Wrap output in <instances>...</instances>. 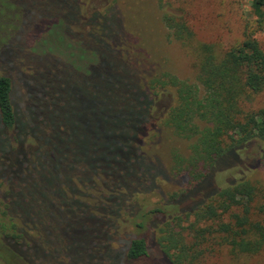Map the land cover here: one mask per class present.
I'll return each instance as SVG.
<instances>
[{"label": "rangeland", "instance_id": "rangeland-1", "mask_svg": "<svg viewBox=\"0 0 264 264\" xmlns=\"http://www.w3.org/2000/svg\"><path fill=\"white\" fill-rule=\"evenodd\" d=\"M82 2L0 0V75L12 78L15 104L26 118L12 145L0 125V264L170 262L159 244L169 215L193 208L242 176L264 187V160L248 163L252 153L235 152L203 185L180 202L167 203L188 181L174 167L176 156H187L190 145L168 127L143 141L144 163L152 173L143 172L142 157L134 161L145 113L131 71L141 73L139 85L164 72L196 79V56L171 36L164 14L185 16L197 42L229 46L252 19L249 3L85 0L88 13L96 12L86 21ZM259 38L264 46V36ZM45 57L53 62L44 67L38 60ZM32 73L38 85L31 82ZM252 105L264 106V92ZM137 192L140 206L125 207ZM7 234L16 241L4 239ZM137 237L146 238L149 253L130 260L127 247ZM198 264H264V253L236 260L222 248Z\"/></svg>", "mask_w": 264, "mask_h": 264}, {"label": "trees", "instance_id": "trees-1", "mask_svg": "<svg viewBox=\"0 0 264 264\" xmlns=\"http://www.w3.org/2000/svg\"><path fill=\"white\" fill-rule=\"evenodd\" d=\"M246 1L250 6L248 19H252L246 22L242 38L229 46L215 41L197 42L196 32L185 16L164 14L171 36L196 56L194 81L164 72L150 79L147 85H139L137 76L141 73L131 71L136 90L141 93L139 108L145 113L143 131L135 138L134 158L139 163L136 159L142 157L143 172L151 174L153 171L149 162L144 163L142 147L144 139L151 137L152 132L168 127L190 140L189 154L183 157L178 154L174 167L179 175H187L188 181L182 192L171 195L169 204L180 202L189 191L203 185L219 162L231 153L236 152L240 157L242 151L252 153L248 163L264 160V106L252 105L264 92V46L259 38L260 34L264 36V0ZM86 2H82V12L87 21L96 12L88 13ZM86 25L90 27L87 32L91 33L92 23ZM38 61L44 67L53 62L48 57ZM120 66L125 68L126 64L121 62ZM33 75L30 80L38 85ZM161 101L166 104L160 105L163 110L157 114ZM25 120V113L18 111L14 101L12 78L0 75V125L6 129L5 138L7 136L11 145L19 123ZM27 138L25 135L24 140ZM33 140L34 144L38 142ZM35 146L38 148L33 152L38 153L39 145ZM105 186L102 181L100 189ZM139 193L133 202H126L125 207L133 203L140 206ZM199 201L193 208L168 216L172 220L161 230L164 235L159 244L171 261L163 264H198L207 254L222 248L236 260L264 253V187L242 176L215 188ZM157 211L163 212L162 209ZM9 236L11 234L3 238L16 241ZM12 236L17 239L22 234ZM148 253L144 237L131 240L126 251L130 260H139Z\"/></svg>", "mask_w": 264, "mask_h": 264}]
</instances>
